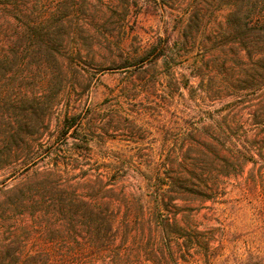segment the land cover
Returning a JSON list of instances; mask_svg holds the SVG:
<instances>
[{"label":"rangeland","instance_id":"obj_1","mask_svg":"<svg viewBox=\"0 0 264 264\" xmlns=\"http://www.w3.org/2000/svg\"><path fill=\"white\" fill-rule=\"evenodd\" d=\"M248 6L264 21V0H83L70 9L69 18L57 26L54 54L43 50L26 55L23 75L28 95L33 88L48 98L42 111L53 123L64 112L79 114L89 147L76 151L63 144L56 154L22 153L0 165L3 238L22 236L24 226L33 225L16 198L55 162L62 177L49 178V183L70 184L77 195L90 191L101 202L109 198L96 190L104 183L115 192L131 187L144 191L150 172L199 173L201 153L219 146L203 131L205 113L219 104V88L203 92L200 80L211 77L213 62L222 57L220 48L234 40L224 33L234 20L231 13ZM163 41L170 49L156 58ZM39 77L43 81L36 82ZM263 100L254 98L249 104ZM223 125L228 134H245L246 141L255 131L241 125V133L239 122ZM28 160L33 164L23 169ZM249 167L247 163L242 173L220 176L219 194L212 197L184 189L181 197L165 202L166 236L179 262L264 264V199L258 186L247 181ZM145 204L143 215L153 218L151 203ZM42 215L51 219L48 228L58 227L51 211ZM135 240L163 242L157 230L147 227L132 230L128 243ZM190 244L189 254L178 251L179 245ZM167 257L172 264L170 253Z\"/></svg>","mask_w":264,"mask_h":264},{"label":"trees","instance_id":"obj_2","mask_svg":"<svg viewBox=\"0 0 264 264\" xmlns=\"http://www.w3.org/2000/svg\"><path fill=\"white\" fill-rule=\"evenodd\" d=\"M82 1L0 0V165L22 153L56 154L63 144L76 151L89 147L79 114L64 112L53 123L42 111L49 106L48 98L33 88V94L28 95L23 75L26 55L43 50L54 54L57 26L65 23L68 11ZM250 6L233 10L234 20L224 33L234 40L220 48L222 57L213 62L211 77L200 80L203 92L219 88V104L205 113L208 124L203 126L215 141L213 145L219 146L210 154L201 153L199 173L179 170L174 176H162L160 171L150 172L144 191L143 187H131L115 192L114 186L104 183L96 190L109 198L101 202L90 191L77 195L69 189L70 184L49 183V178L58 181L62 177L55 162L32 188L17 196L16 204L21 213L31 216L33 225L24 226L22 236L5 240L0 234V264H169L167 253L172 264H186L174 256L167 240L165 202L181 197L184 189L199 191L194 196L199 193L200 197L219 194L220 176L242 173L247 163V181L258 186L264 199V100L249 104L254 98H264V21ZM157 49L156 58L170 49L169 42L159 43ZM227 62L229 68L225 67ZM227 120L239 122L241 133V125L255 131L248 141L245 134H228L223 125ZM31 164L33 160H28L23 169ZM193 179L198 182L193 183ZM44 197L48 199L42 200ZM146 202L151 203L148 209L153 218L143 215ZM44 210L54 214L52 221L59 224L57 228H48L52 222L42 218ZM144 227L157 230L163 242L128 243L132 230ZM179 247L178 251L186 254L191 244Z\"/></svg>","mask_w":264,"mask_h":264}]
</instances>
